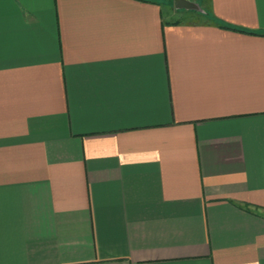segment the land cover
<instances>
[{"label": "crops", "instance_id": "0c3cea01", "mask_svg": "<svg viewBox=\"0 0 264 264\" xmlns=\"http://www.w3.org/2000/svg\"><path fill=\"white\" fill-rule=\"evenodd\" d=\"M0 264H264V0H0Z\"/></svg>", "mask_w": 264, "mask_h": 264}]
</instances>
